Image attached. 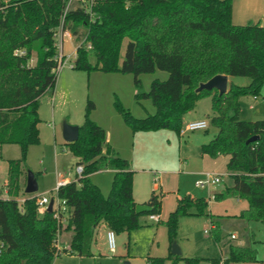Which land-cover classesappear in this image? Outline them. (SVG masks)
I'll use <instances>...</instances> for the list:
<instances>
[{"label":"trees","instance_id":"1","mask_svg":"<svg viewBox=\"0 0 264 264\" xmlns=\"http://www.w3.org/2000/svg\"><path fill=\"white\" fill-rule=\"evenodd\" d=\"M68 1L0 0V145L18 144L22 151L21 158L8 160L5 194L0 187V264H52L56 256L65 253L94 256L93 246L101 225L115 233L131 234L141 227V214L161 211L162 194L154 189L146 203L152 210L136 212L135 171L130 161L108 142L107 131L90 118L95 108L91 100L85 121L79 126V138L66 142L83 172L56 189L51 199H59V209L42 210L39 200L43 195L22 191L29 147L40 138L41 99L46 92L55 90L58 79L55 33ZM232 16L233 0H94L90 10L74 3L65 15L63 29L69 30L78 42L74 69L132 73L136 99L152 101L155 113L143 118L135 117L116 101L133 132L168 129L180 134L185 114L200 99L211 97V124L218 132L202 146V153L212 158L229 156L227 171L232 179V184L214 198L245 199L249 206L234 217L264 223V119L238 118L241 96H261L264 26H239L233 23ZM16 49H24L26 54L15 55ZM32 57L35 61L30 64ZM156 69L166 71L168 78L154 79L150 89L144 91L141 74ZM218 74L244 75L250 82L230 83L222 95L216 89L197 91L202 82ZM255 135L258 139L247 143ZM102 170L113 171L108 196L91 179L94 172ZM21 194L25 195L23 200ZM178 203L166 221L170 249L179 217L190 213L191 208L201 214L208 205L205 198L191 195ZM215 218L210 215L214 239L220 242L221 222ZM65 230L71 233L68 246L59 240ZM147 260L150 264L199 261L173 255L171 251L166 257L149 256ZM249 261H258L255 249L227 244L225 264ZM219 263L214 260V264ZM260 263L264 264V260Z\"/></svg>","mask_w":264,"mask_h":264},{"label":"rangeland","instance_id":"2","mask_svg":"<svg viewBox=\"0 0 264 264\" xmlns=\"http://www.w3.org/2000/svg\"><path fill=\"white\" fill-rule=\"evenodd\" d=\"M234 3L237 11L241 6L247 9L252 22L264 24V0H233V5ZM77 43L74 36L64 37L65 60L59 71L55 90L48 91L42 96L39 107L40 138L38 143L29 147L25 171L21 179L22 191L25 188L28 170L35 174L38 181L39 188L36 194L49 198L55 196L61 179L75 178L77 159L66 144L62 126L64 122L82 125L85 121L88 100H91L95 103V108L90 112V118L107 131L108 142L124 158L131 161L136 171L133 182L136 201L139 203L147 201L154 189L162 194L161 211L158 214L161 221H152L150 214H141L140 228L132 231L131 234L115 233V251L110 250L107 231L101 227L97 235V244L93 246L96 257L62 254L56 256L52 264H122L125 260L131 264H147L148 256L166 257L169 254L170 244L166 221L171 212L177 208L178 197L188 193L206 197L208 205L201 214L196 213L195 208H191L190 213L179 217L175 241L181 248V257L199 259L193 264H214V260H220L219 264H222L227 258V244L233 242L255 249L258 261L230 264H261L260 261L264 260V223L258 220L246 221L234 218L249 206L247 200L229 197L216 201L214 198L215 192H220L232 184L227 171L229 156L220 155L211 158L203 156L201 152L200 138L202 139L203 134L212 135L216 127L209 124L208 133L203 130L193 131L186 138H179L177 133L168 129L159 131L156 137L151 138V135L138 137L131 131L115 103L119 101L135 117L143 118L155 113L156 109L152 101L136 99L132 73L102 70L87 72L74 69L73 52ZM126 45L127 39L122 46L121 60ZM91 61L93 63L96 61L93 56ZM168 76L166 71L159 69L152 73L141 74L143 90L148 91L154 79L166 80ZM237 78H244L247 82L246 77ZM204 100L199 105V110L212 115L210 108L212 99ZM239 102V119L247 121L264 119L262 99L257 101L251 95H243ZM230 114L233 115L234 111L231 110ZM196 136L199 137V143L193 142ZM21 156L20 145H0V187L3 189V194L8 178V160L19 159ZM216 175L221 176V183L204 187L196 186L197 180H205ZM91 179L101 188L105 196L109 195L113 182L112 171L94 172ZM55 199L57 202V197ZM211 214L222 216L220 242H216L213 236ZM63 222L66 224L65 221ZM205 230L209 231L205 232ZM69 233L70 231H63L62 238L65 239ZM232 233L236 234L235 239L231 238ZM59 240L61 242V237ZM123 256H127V259L121 263L120 258ZM165 264H171V261L167 260Z\"/></svg>","mask_w":264,"mask_h":264},{"label":"built area","instance_id":"3","mask_svg":"<svg viewBox=\"0 0 264 264\" xmlns=\"http://www.w3.org/2000/svg\"><path fill=\"white\" fill-rule=\"evenodd\" d=\"M79 3L80 6L87 8L88 10L91 9V6L93 5L94 0H69L65 9V13L62 17V21H61V25L57 28L56 33H55V38H56V47H57V51H58V61H59V68H58V72L60 71L64 60H65V54H64V37H70L72 36L69 30H64L63 29V22H64V18L66 13L68 12V10L70 9L71 6H73L74 3ZM78 45V44H77ZM77 45L75 47V50L73 52V56L74 58L76 57V51H77ZM88 48H91V44L89 43ZM15 55L18 56H22L26 54V51L24 49H16L14 51ZM35 61L34 57H32L30 59V64H33ZM253 107V106H252ZM209 126V122L206 119H202V120H194V121H190L188 123H186L182 129L181 132L182 135L187 133V132H193V131H198V130H205L207 129ZM76 174L81 175L83 172V166L82 165H78L76 166ZM222 182V178L221 176H211L208 179H201V180H197L196 182V186L198 187H204L205 185H209V184H218ZM68 183L66 179H61L60 182H58V186L60 185H64ZM58 199V198H57ZM53 200L51 198H49L48 196H42V198L39 200V206L42 210L47 209L50 201ZM56 200V199H55ZM54 200V206L53 208L55 209H59V204L60 201L59 199L57 200V202ZM62 211L65 210V206L64 203L62 202ZM56 216L59 217V211L56 213ZM150 219L154 220V221H160V217L158 214H150ZM213 228V226L211 225V229ZM209 230H205V232H208ZM108 243H109V247L111 251H115L116 249V235L114 231H109L108 232ZM236 234L233 233L231 234V238H236ZM147 264H150V262L147 260ZM222 264H224V261L222 262Z\"/></svg>","mask_w":264,"mask_h":264},{"label":"crops","instance_id":"4","mask_svg":"<svg viewBox=\"0 0 264 264\" xmlns=\"http://www.w3.org/2000/svg\"><path fill=\"white\" fill-rule=\"evenodd\" d=\"M252 17L248 14V12H247V9L243 6H241L240 8H239V10L237 11L236 10V7H235V3H234V5H233V16H232V19H233V23L234 24H236V25H247V24H260V25H262V26H264V24H262V23H260V22H257V23H254V22H252V19H251ZM237 77H246L247 78V82H246V80L244 79V78H237ZM228 82H229V85H230V83H235V84H237L238 82V85H243V84H245V85H247L249 82H250V78L248 77V76H244V75H228ZM246 82V83H245ZM206 98H209V99H212L211 97H205V98H203V99H200L198 102H197V105H196V107L192 110V111H190V112H188V113H186L185 114V116H184V118H183V123H184V125L186 124V123H188V122H190V121H194V120H202V119H206L208 122H209V124H211V117L213 116V111H212V100H211V103H210V108H211V111H212V115H209L210 113H208V112H204V111H200L199 110V105L201 104V103H203V101H205L204 99H206ZM252 98L253 99H255V100H261L262 99V101L264 102V85H263V87H262V91H261V96L260 97H254V96H252ZM215 127V126H214ZM159 131H163V129H161V130H158V131H151V132H143V131H140V132H133L135 135H137L138 137H140V138H142V137H148L149 135H151V138L152 137H156L155 135H157V133H159ZM205 133H208L209 132V126H208V128L207 129H205V130H203ZM217 132H218V128L216 127V130L215 131H213L211 134L212 135H208V134H203L204 136L202 137V139L200 138V146H201V152H202V146L204 145V144H207V143H209L214 137H215V135H217ZM175 133V132H174ZM190 134V132H187V133H185V134H183L182 135V133H180V134H178L177 133V136L180 138V137H184V138H186L188 135ZM171 135V134H170ZM180 140V139H179ZM193 142H195V143H199V137H195L194 138V140H193ZM203 154V153H202ZM203 156H208V155H205V154H203ZM208 157H210V156H208ZM212 158V157H211ZM77 159V158H76ZM77 161V160H76ZM130 161V160H129ZM130 164H131V161H130ZM131 167H132V164H131ZM132 169L134 170V168L132 167ZM110 171H112V170H110ZM135 171V170H134ZM136 172V171H135ZM112 173H113V171H112ZM134 175H135V173H134ZM75 176H76V174H75ZM75 179V178H74ZM73 179V180H74ZM67 180V182H69V181H72L71 179H66ZM6 184V183H5ZM26 184V183H25ZM24 190H25V188H24ZM222 191V190H221ZM220 191V192H221ZM5 192H6V189H5ZM25 192V191H24ZM216 193H218V192H215L214 193V195L216 194ZM186 195H191L192 197H194V198H205L206 200H207V198L206 197H202V196H197V195H195V194H191V193H188V194H186ZM186 195H184V196H186ZM184 196H182V197H184ZM24 197H25V195H21L20 196V200H23L24 199ZM182 197H178V200L179 199H181ZM52 198V197H51ZM136 200V199H135ZM147 201H148V199H147ZM147 201H144L143 203H139L138 201H136L137 202V204H146L147 203ZM208 202V201H207ZM216 218L215 219H217V220H219L220 222H222L221 220H222V216H215ZM234 218H237V217H234ZM152 221H154V220H152ZM161 221V220H160ZM160 221H155V222H160ZM211 223V222H210ZM222 224V223H221ZM101 227H103V228H105L106 229V231H107V236H108V232L110 231V229L105 225V224H103V225H101L100 227H99V229L101 228ZM214 228V227H213ZM213 228H212V230H213ZM99 229H98V231H99ZM98 231H97V235H98ZM233 234V233H232ZM61 237V243L62 244H64V245H66V246H68L69 245V243H70V239H71V234L69 233V235L68 236H66V238L65 239H63L62 237H63V234L60 236ZM109 237V236H108ZM108 237H107V242H108ZM95 244H97V236H96V243ZM108 245H109V243H108ZM94 251V250H93ZM171 251V249H170V244H169V251H168V253ZM65 254H67V255H69V256H74L75 255V253L74 254H70V253H65ZM75 256H78V255H75ZM97 256V254L94 252V256H90V257H96ZM81 257H84V256H81ZM149 257V256H148ZM147 257V258H148ZM124 259H127V256H123V258H120V262L122 263V261L124 260ZM123 264V263H122ZM131 264V263H130Z\"/></svg>","mask_w":264,"mask_h":264},{"label":"water","instance_id":"5","mask_svg":"<svg viewBox=\"0 0 264 264\" xmlns=\"http://www.w3.org/2000/svg\"><path fill=\"white\" fill-rule=\"evenodd\" d=\"M229 82H228V75L224 74H218L209 79L207 82H202L199 87L197 88V91L201 90H212L216 89L219 91V94H225L228 90ZM62 133L63 137L66 142H74L79 138L80 134V128L79 125H73L68 122H64L62 126ZM258 135L252 136L247 140V143L255 141L258 139ZM26 184H25V193L26 194H34L38 191V181L35 177V174L28 170L27 171V177H26ZM54 200H51L47 209L49 211L53 210L54 206ZM152 210V207L149 206L148 204H137L136 205V212L139 213H144V212H149ZM171 253L173 255H178L181 256L182 251L181 248L177 245L176 241H173L172 247H171ZM123 264H130L128 260H125Z\"/></svg>","mask_w":264,"mask_h":264}]
</instances>
